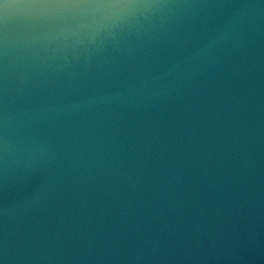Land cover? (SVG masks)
<instances>
[{"label": "water", "instance_id": "obj_1", "mask_svg": "<svg viewBox=\"0 0 264 264\" xmlns=\"http://www.w3.org/2000/svg\"><path fill=\"white\" fill-rule=\"evenodd\" d=\"M131 2L67 60L10 12L0 264H264V0Z\"/></svg>", "mask_w": 264, "mask_h": 264}, {"label": "clouds", "instance_id": "obj_2", "mask_svg": "<svg viewBox=\"0 0 264 264\" xmlns=\"http://www.w3.org/2000/svg\"><path fill=\"white\" fill-rule=\"evenodd\" d=\"M160 8L146 3H119L100 5H75V6H42L38 11L25 12L11 5H5L4 23L7 25L9 14L12 10L20 13L24 21H38L45 16H55L60 13H70L77 18L86 19L79 24L73 32V39L64 41L59 46V51L65 60L69 56L78 59L82 54L102 48L103 41L122 34L134 23L148 20L152 10ZM7 139L5 155L7 153Z\"/></svg>", "mask_w": 264, "mask_h": 264}, {"label": "snow or ice", "instance_id": "obj_3", "mask_svg": "<svg viewBox=\"0 0 264 264\" xmlns=\"http://www.w3.org/2000/svg\"><path fill=\"white\" fill-rule=\"evenodd\" d=\"M127 2H131V0H0V158H2L5 151L7 122V76L3 35V26H5L4 6L7 4L25 12H35L42 6L100 5ZM3 243V237L0 235V245H3Z\"/></svg>", "mask_w": 264, "mask_h": 264}]
</instances>
